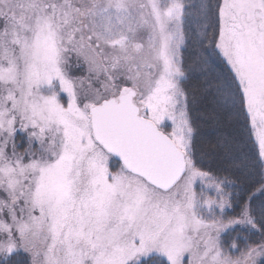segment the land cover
<instances>
[{
	"label": "snow or ice",
	"instance_id": "1",
	"mask_svg": "<svg viewBox=\"0 0 264 264\" xmlns=\"http://www.w3.org/2000/svg\"><path fill=\"white\" fill-rule=\"evenodd\" d=\"M0 264H264V0H0Z\"/></svg>",
	"mask_w": 264,
	"mask_h": 264
}]
</instances>
